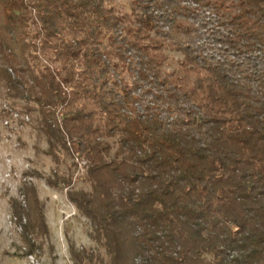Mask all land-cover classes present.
<instances>
[{"label":"trees","instance_id":"obj_1","mask_svg":"<svg viewBox=\"0 0 264 264\" xmlns=\"http://www.w3.org/2000/svg\"><path fill=\"white\" fill-rule=\"evenodd\" d=\"M113 1L0 0L3 95L83 163L46 181L106 256L72 258L264 264V0Z\"/></svg>","mask_w":264,"mask_h":264},{"label":"rangeland","instance_id":"obj_2","mask_svg":"<svg viewBox=\"0 0 264 264\" xmlns=\"http://www.w3.org/2000/svg\"><path fill=\"white\" fill-rule=\"evenodd\" d=\"M113 5L126 11L130 0H114ZM24 106L6 99L0 88V264H97L72 258L73 251L106 256L90 236V222L68 202L66 189L46 183L53 173L71 175L75 188L87 189L80 181L83 163L70 153H59L55 162ZM29 188L43 206L45 233L29 219Z\"/></svg>","mask_w":264,"mask_h":264}]
</instances>
